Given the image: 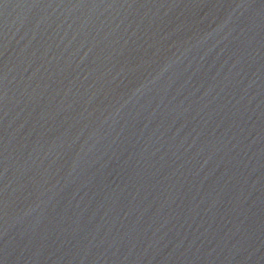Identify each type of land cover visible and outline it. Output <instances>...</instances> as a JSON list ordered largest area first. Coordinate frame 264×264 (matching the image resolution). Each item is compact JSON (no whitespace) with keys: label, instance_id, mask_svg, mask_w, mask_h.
Listing matches in <instances>:
<instances>
[{"label":"water","instance_id":"1","mask_svg":"<svg viewBox=\"0 0 264 264\" xmlns=\"http://www.w3.org/2000/svg\"><path fill=\"white\" fill-rule=\"evenodd\" d=\"M0 264H264V0H0Z\"/></svg>","mask_w":264,"mask_h":264}]
</instances>
